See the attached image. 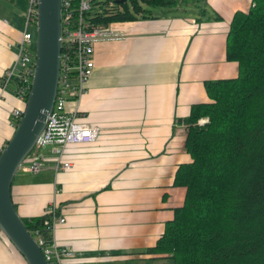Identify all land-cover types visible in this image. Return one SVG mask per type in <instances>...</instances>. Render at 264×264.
I'll return each instance as SVG.
<instances>
[{
	"label": "crops",
	"instance_id": "0c3cea01",
	"mask_svg": "<svg viewBox=\"0 0 264 264\" xmlns=\"http://www.w3.org/2000/svg\"><path fill=\"white\" fill-rule=\"evenodd\" d=\"M196 1L192 6L204 10L203 19L170 9L167 15L118 21L122 38L95 42L94 69L78 108L100 128V137L68 145L65 158L73 167L54 173L50 182L25 171L14 177L11 196L20 217L43 215L54 205L65 219L53 238L74 251L69 264L173 262L149 248L184 202L185 187L173 184L178 165L191 160L184 119L193 104L211 102L206 80L237 76V62L226 59V37L233 14L252 3ZM26 11V0H0V74L16 59ZM76 105L68 102L67 108ZM20 106L10 84L0 100V149L13 134L12 111ZM43 153L42 172L54 171L51 148ZM0 264H26L5 238Z\"/></svg>",
	"mask_w": 264,
	"mask_h": 264
},
{
	"label": "trees",
	"instance_id": "16d2710c",
	"mask_svg": "<svg viewBox=\"0 0 264 264\" xmlns=\"http://www.w3.org/2000/svg\"><path fill=\"white\" fill-rule=\"evenodd\" d=\"M181 2L94 0L89 14L106 25L153 17L148 7L170 10ZM225 52L238 74L206 80L211 102L193 104L184 119L191 160L178 165L173 180L185 187L184 202L149 248L174 264H264V0L233 14ZM199 118L208 122L199 125ZM47 217L21 218L34 238L49 239Z\"/></svg>",
	"mask_w": 264,
	"mask_h": 264
},
{
	"label": "built area",
	"instance_id": "2783aa9c",
	"mask_svg": "<svg viewBox=\"0 0 264 264\" xmlns=\"http://www.w3.org/2000/svg\"><path fill=\"white\" fill-rule=\"evenodd\" d=\"M94 0H61V54L58 87L53 109L48 116L45 128L38 135L29 160V170L40 173L47 160L42 150L50 147L55 157L54 173L68 171L73 167L65 158L68 145H82L95 142L101 134L96 125H90L79 112L78 104L86 91L94 62L92 54L94 43L106 39H118L124 36L123 28L117 27L118 21L106 25L95 23L89 14ZM27 11L24 27L16 42L17 54L13 64L0 74V100L10 84H13L16 98L22 106L14 108V127L23 114L29 95L35 67L34 31L36 27L38 0H26ZM33 28V31H31ZM68 102L77 103L72 110ZM208 122V118L198 119L199 125ZM2 149H0L1 152ZM43 215H48L44 224L48 227L50 238L41 234L34 238L48 264H69L74 259V251L67 245L57 244L53 238L56 227L65 219L57 216L56 207L47 208Z\"/></svg>",
	"mask_w": 264,
	"mask_h": 264
},
{
	"label": "water",
	"instance_id": "95a60500",
	"mask_svg": "<svg viewBox=\"0 0 264 264\" xmlns=\"http://www.w3.org/2000/svg\"><path fill=\"white\" fill-rule=\"evenodd\" d=\"M61 31V0H38L31 89L23 114L0 152V235L11 242L27 264L48 263L17 212L11 188L17 170L32 152L53 109L60 73Z\"/></svg>",
	"mask_w": 264,
	"mask_h": 264
},
{
	"label": "rangeland",
	"instance_id": "374dc122",
	"mask_svg": "<svg viewBox=\"0 0 264 264\" xmlns=\"http://www.w3.org/2000/svg\"><path fill=\"white\" fill-rule=\"evenodd\" d=\"M105 1V0H103ZM197 3V2H196ZM192 1H189L186 3V2H181L179 4V6L176 8V9H173L172 11L175 12V11H179L180 14H186L187 17H190V16H193L194 17H198L200 19H203L202 16L200 15H203L204 10H203V13H201V9L199 10V8H195L194 6H192ZM149 10H151L152 12L154 13H157L158 15H160L161 13L163 15H167L171 10H168L167 8H164V7H154V8H151V7H148ZM195 9H198L200 11L199 15L197 14V11ZM209 13V12H208ZM35 39H36V33L34 31V36H33V40H34V43H35ZM43 152V150H42ZM30 157H31V154H29L26 159L21 163L19 169L17 170V175L21 172V171H25L26 174L28 175V177L30 178H33L35 180H39V181H44V180H41V179H44V178H41L42 176H45V177H48L47 180H49V182L54 178H53V174H54V171L51 170V171H47V172H42V173H38V174H33L28 168H29V160H30ZM0 238H6L4 235H0ZM173 262H169V264H172Z\"/></svg>",
	"mask_w": 264,
	"mask_h": 264
}]
</instances>
